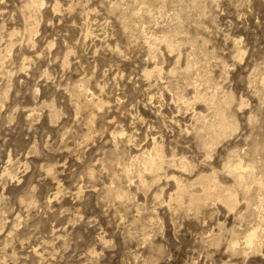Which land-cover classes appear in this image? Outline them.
Returning <instances> with one entry per match:
<instances>
[{
  "label": "rangeland",
  "instance_id": "obj_1",
  "mask_svg": "<svg viewBox=\"0 0 264 264\" xmlns=\"http://www.w3.org/2000/svg\"><path fill=\"white\" fill-rule=\"evenodd\" d=\"M0 264H264V0H0Z\"/></svg>",
  "mask_w": 264,
  "mask_h": 264
},
{
  "label": "bare ground",
  "instance_id": "obj_2",
  "mask_svg": "<svg viewBox=\"0 0 264 264\" xmlns=\"http://www.w3.org/2000/svg\"><path fill=\"white\" fill-rule=\"evenodd\" d=\"M220 122V121H219ZM224 121H223V123L221 124V129L222 128H225L224 127ZM223 126V127H222ZM220 127V126H219ZM227 128V127H226ZM156 151V150H155ZM146 152V151H145ZM158 152V151H157ZM156 152V153H157ZM162 152V151H161ZM159 153H160V151H159ZM158 153V154H159ZM149 154V153H148ZM157 154V155H158ZM150 155V154H149ZM156 155V154H155ZM160 155V154H159ZM153 157H155V156H153ZM153 157L151 156H147V161H146V165H144V166H146V168L145 169H152V167L154 166V163L157 161V163L161 160L162 162L164 161V160H162V158L159 160L158 158H157V160H154L153 159ZM159 157V156H158ZM159 160V161H158ZM143 161V160H142ZM141 161V162H142ZM145 161V160H144ZM160 161V162H161ZM170 161V160H169ZM171 162V161H170ZM179 163H181V162H179ZM179 163H178V165H179ZM145 164V163H144ZM158 164H160V163H158ZM164 164V163H163ZM143 165V164H142ZM141 165V166H142ZM182 165H183V163H182ZM182 165L180 166V167H182ZM139 166V165H138ZM157 166H159V165H157ZM160 166H162V165H160ZM155 167V166H154ZM186 167V166H185ZM141 168V167H140ZM143 169H144V167H142ZM184 168V167H183ZM188 168V167H187ZM156 169V168H155ZM154 169V170H155ZM159 169V168H158ZM242 169H243V167H242V165L239 163V164H237L236 165V168L234 169V171H232V173H236L237 175H239V174H241V171H242ZM149 170V171H150ZM153 170V169H152ZM141 171V170H140ZM144 171V170H143ZM148 171V172H149ZM138 172H139V170H138ZM153 172V171H152ZM143 173V172H142ZM151 173V172H150ZM230 173V172H229ZM141 174V173H140ZM158 174V173H157ZM235 175V174H234ZM137 177H139L138 175H137ZM240 178H241V176H240ZM240 178H239V180H240ZM140 179H141V177H140ZM140 179H139V181H140ZM206 179V178H205ZM178 180V179H177ZM208 180V179H207ZM206 180V181H207ZM211 180V179H210ZM213 180V179H212ZM237 180V179H236ZM243 180V179H242ZM209 181V180H208ZM241 181V180H240ZM198 182V181H197ZM210 182V181H209ZM212 182V181H211ZM215 182V181H214ZM238 183H240L239 181H238ZM175 184V183H174ZM205 184V183H204ZM209 185V184H208ZM211 185V184H210ZM258 185H260L261 186V184L258 182ZM215 186V185H214ZM176 187H177V190H178V192H179V194H183V188H180L179 187V184H178V186L176 185ZM182 187V186H181ZM213 187V186H212ZM215 187H217L218 188V186H215ZM259 188H261V187H259ZM176 190V191H177ZM213 190V191H212ZM210 189L209 188V186L208 187H204L203 189H202V192H203V196H206V197H209V196H216L218 199H220L221 197H220V195H219V192H217V191H215L214 189ZM220 191H221V189H219ZM263 190V189H262ZM260 195V194H259ZM118 196V195H117ZM222 196V195H221ZM187 197V196H186ZM121 198V197H120ZM229 198V197H228ZM176 199V198H175ZM194 199V198H193ZM177 200V199H176ZM229 200V199H228ZM227 200V201H228ZM180 201V200H179ZM252 232V231H251ZM250 232V234L249 235H247L246 237H245V243L246 244H248V245H250V244H252L255 240L254 239H256V238H254V232L253 233H251ZM254 240V241H253ZM245 244V245H246Z\"/></svg>",
  "mask_w": 264,
  "mask_h": 264
}]
</instances>
